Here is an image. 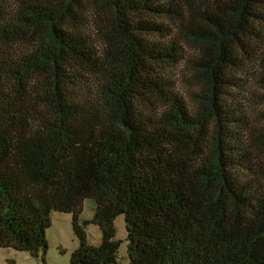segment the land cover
I'll return each instance as SVG.
<instances>
[{
    "label": "trees",
    "instance_id": "16d2710c",
    "mask_svg": "<svg viewBox=\"0 0 264 264\" xmlns=\"http://www.w3.org/2000/svg\"><path fill=\"white\" fill-rule=\"evenodd\" d=\"M262 29L264 0H0V248L46 256L58 211L79 241L69 264H121L120 215L129 264H264L237 75L264 62ZM182 60L193 104L169 70Z\"/></svg>",
    "mask_w": 264,
    "mask_h": 264
},
{
    "label": "rangeland",
    "instance_id": "374dc122",
    "mask_svg": "<svg viewBox=\"0 0 264 264\" xmlns=\"http://www.w3.org/2000/svg\"><path fill=\"white\" fill-rule=\"evenodd\" d=\"M165 21V20H162ZM167 23V22H166ZM171 26L170 23L167 24ZM264 30V29H262ZM186 54H192L194 48L185 44ZM260 57L246 61L245 65L238 71L242 81L245 83V90L242 92L244 109L249 118L251 128L247 130L246 138L249 148L254 154L256 167H264V145L255 147L253 137L264 125L263 105L260 104V97L263 94L259 85V79L264 74V62ZM188 63L185 60L169 67L172 79L175 82L176 89L185 97L189 104H193L192 94L199 90L200 84L195 82V75L190 71ZM96 204L92 199H86L84 210L80 220H91L95 213ZM71 213L54 211L52 213V224L47 230L49 248L46 256L40 254L38 257L32 256L28 252L18 251L12 248H0V264H69L72 252L79 246V241L74 233ZM116 236L115 239L120 242L118 259L121 264H129L130 257L128 253V232L126 229L125 216L120 215L115 220ZM88 243L99 246L102 242V230L94 223H89L86 228Z\"/></svg>",
    "mask_w": 264,
    "mask_h": 264
}]
</instances>
